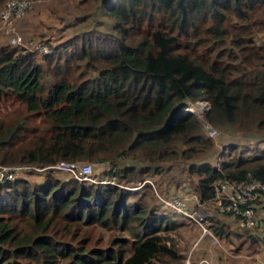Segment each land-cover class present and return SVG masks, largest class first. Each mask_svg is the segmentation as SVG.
Listing matches in <instances>:
<instances>
[{
	"label": "trees",
	"instance_id": "1",
	"mask_svg": "<svg viewBox=\"0 0 264 264\" xmlns=\"http://www.w3.org/2000/svg\"><path fill=\"white\" fill-rule=\"evenodd\" d=\"M258 7L264 9V0H100L103 14L113 21L109 32L82 34L79 42L70 40L43 55V62L0 45V94L11 93L25 113L0 118V166L106 163L110 176L125 177L183 160L195 176L190 191L199 201L212 199L217 180L264 181V136H258L264 135L259 133L264 129V69L232 78L215 63L205 65L192 53L193 45L183 44L198 30L216 44L226 34L227 13L244 19ZM234 40L236 45L228 40L229 47L242 49ZM219 49L226 47H216L217 55L225 53ZM80 63L82 70L74 74ZM83 69L90 75L79 77ZM198 100L209 105L208 122L255 132L256 153H236L217 165L205 160L213 142L201 132L197 117L184 110L187 102ZM31 117L41 132L25 138ZM24 172L0 182V264H13L14 258L51 264L57 256L66 258L65 264H148L157 255L179 257L173 246L160 244L159 221L145 220L142 206L130 204L112 187L78 182L69 174L59 180L47 173L29 182ZM215 211L208 216L209 229L228 238L232 228L217 215L227 213ZM56 213L81 223H145L126 255L122 238L84 252L69 243L55 244L46 234L47 221ZM14 215L27 220L26 230L12 220ZM239 233L250 243L257 240L247 229Z\"/></svg>",
	"mask_w": 264,
	"mask_h": 264
},
{
	"label": "rangeland",
	"instance_id": "2",
	"mask_svg": "<svg viewBox=\"0 0 264 264\" xmlns=\"http://www.w3.org/2000/svg\"><path fill=\"white\" fill-rule=\"evenodd\" d=\"M5 1L0 2V10L3 8ZM30 2V8L22 15L12 19L8 24L0 20V45H6L15 50L16 53L30 52L37 62L45 61L43 60V55H51L55 52V48L68 43L70 40L79 42L78 37L82 34L91 32V35H93L96 32H109L113 23L111 17L103 14L100 8V0H30ZM222 24L226 34L223 36L224 39L218 41L216 44L210 40L209 33L200 30L196 31L194 35L186 37L183 40V44L193 45V49H191L192 53L201 58L205 65L215 63L217 68L222 69L232 78L238 77L240 74L248 75L251 72L264 69V9L260 7L255 8L244 19L227 13L226 19H224ZM14 37H16V41L13 42L11 40ZM234 39L238 41L237 43L240 46L242 45V49L229 47L228 40L236 45ZM38 43H44L48 46L49 50L46 53L37 52L34 46ZM220 46L226 47V49H219L226 54L222 52L219 55L216 54L215 49L216 47L220 48ZM70 48L67 47V49ZM82 65L80 63L79 66L74 67V74L82 70L80 68ZM81 72L83 75L79 77L90 75L87 69H83ZM23 110L24 106L11 93L5 91L0 94V118L2 121H8L15 116H25ZM196 119L199 121L201 132L206 135V131L202 126L203 121L199 118ZM210 125L216 130V135L210 138L213 146L209 150L205 160L212 165H217L219 160L227 159L236 153H240L241 155L256 153L253 149L255 144L252 142L258 136H264H255V132L247 129L242 130L235 125H215L211 122ZM25 127L27 130L23 135L25 138L30 137L31 133L41 132L39 130L41 127L40 123L34 117L29 118ZM263 130H260L259 133L264 132ZM260 144H262V141H260ZM229 146L232 148L230 149ZM186 162L183 160L170 163L163 162L160 164L161 168L159 171H155L154 167H149L144 172H135L125 177L110 176L107 171L111 168L106 163L88 162L91 165L90 176L92 178H109L113 180L114 184L106 185L94 184L88 181H77L85 182V184L112 187L118 194L125 195L126 201L130 204L142 206L140 216H144L145 220L155 219L153 215L158 214L160 216L161 208L156 204L153 196L154 191L163 196H172L179 193L186 195L191 190L190 188H192L195 176L187 173L185 168ZM130 163L128 161L125 164L131 165ZM10 165L17 166L20 164ZM134 166L137 171V163ZM47 173H50L51 176L59 180H64L68 177L66 171L60 168L51 167L47 169L36 166L30 167L21 176H24L27 181L32 182L34 180H42ZM19 175L17 173L15 177ZM5 180L7 179L4 176L0 177V182H4ZM204 207L209 215L216 212L212 204H205ZM258 209L259 216L258 214L256 216L259 219H257L256 225L247 229L248 232L252 231L261 236H257L258 242L250 243L245 235L239 233L241 237H244V241L240 247L230 250L231 254L226 258L217 260V264L222 261H230L234 264H255L258 259H264V204L256 205L255 211ZM57 214L51 215L47 221L44 229L46 234L56 242L55 244L69 243V245H73L84 252L92 247L112 246L113 239L122 238L125 239V243H121V248L123 249V254L126 255L130 250V242L133 240L134 233L139 232L142 228V223H145L138 224V220H128L123 223L124 225L110 221H106L104 225H99L94 222L81 223L80 221L61 218ZM180 219L179 222L181 224L185 223L186 226L182 225V227L177 229V225L172 223V221L163 224L160 220L158 231L156 232L159 235L160 244L173 246L179 257L171 260L166 255H157L151 258L148 264L183 263L187 250L198 236V233H200V229L190 221L183 220L181 217ZM220 219L224 220L222 216ZM12 220L18 227L25 228V230L28 228L27 220L24 217L14 215ZM155 220L158 222V219ZM228 221L229 219H226L225 224ZM209 222V217H206L205 226L208 229ZM234 222L236 223L235 220ZM232 223L233 221H231L229 227ZM238 229L240 228L236 227V229H232L233 234H230L226 238L229 244H232L231 247L237 245L243 239L240 238V235H235ZM209 232L212 233L210 229ZM184 233L186 235H183ZM259 238L263 241H259ZM66 260V258L57 256L56 260L51 264H65ZM12 263L34 264L31 258H14Z\"/></svg>",
	"mask_w": 264,
	"mask_h": 264
},
{
	"label": "built area",
	"instance_id": "3",
	"mask_svg": "<svg viewBox=\"0 0 264 264\" xmlns=\"http://www.w3.org/2000/svg\"><path fill=\"white\" fill-rule=\"evenodd\" d=\"M30 6V0H6L3 8L0 10V20L8 24L12 19L22 15ZM11 41H16V37ZM34 48L39 53H46L49 50L48 46L44 43L35 44ZM189 103L191 104L189 105ZM208 108L209 105L206 101L198 100L187 102L184 110L187 113L195 114L197 118L203 121L202 126L206 131V135L211 138L216 135V130L205 119V113L208 111ZM30 167L32 166H0V177L4 176L5 179H10L17 173L24 172ZM51 167L66 171L67 174L78 181H88L94 184H114L113 180L109 178H97L98 180L92 178L90 176L91 165L88 162L59 161ZM153 196L156 204L161 208L160 216L155 214L153 215L154 218H158L163 224L169 223V221L177 224L181 220V217L183 220H188L195 224L200 229V236L195 238L191 243L182 264H214L207 256H193V250H195L202 235H207L209 242H213L216 239L215 235L210 233L208 227L205 226L206 217H208L209 213L203 208L204 201H199L195 195L187 194L163 196L154 191ZM212 200L214 201V208L217 211L230 214L235 218L238 228H251L256 224L258 219L255 207L264 201V181L251 177L238 181L217 180L213 185ZM218 264L234 263L222 261ZM255 264H264V259H258Z\"/></svg>",
	"mask_w": 264,
	"mask_h": 264
},
{
	"label": "crops",
	"instance_id": "4",
	"mask_svg": "<svg viewBox=\"0 0 264 264\" xmlns=\"http://www.w3.org/2000/svg\"><path fill=\"white\" fill-rule=\"evenodd\" d=\"M187 195H195V194L192 191L189 190ZM205 204L206 205L212 204V206L214 208V201L212 199L209 200V201H204L203 206H205ZM260 204H264V203H260ZM256 214H258V216H259V209L256 211ZM217 215H218V217L222 216L224 218V220H222L223 222H225L226 219H229V221L226 222L228 225H230L231 221H233L231 226L234 227V228H232L231 226L230 227L232 229H236L237 225L234 222L235 218H233L230 214L222 215V214L218 213ZM155 219H158V218L155 217ZM258 219H259V217H258ZM158 221H160V220L158 219ZM176 225H177L176 226L177 229L182 227V225L186 226L185 223L181 224V222H178ZM235 225H236V227H235ZM187 226H189V225H187ZM198 229H199V227H198ZM242 229H243V232H246V229H250V228H246V229L242 228ZM254 234H255V236H258V234H256V233H254ZM183 235H186V234L184 233ZM199 236L200 235L198 233L197 237H199ZM262 236H263V234H262ZM258 237H261V236H258ZM215 238H216L215 241L209 242L208 236L207 235H202L198 245L196 246L195 250H193V256L204 255V256L209 257L214 264H217V260H220V259L228 257L231 254L230 250H235V249L239 248L241 243L244 241V237L240 236V238H243V239H241L237 245H234L233 247H231L232 244H229V242L226 240V238L217 237V236H215ZM259 241H263V240L260 239ZM255 242H258V239L255 240ZM255 242H253V243H255Z\"/></svg>",
	"mask_w": 264,
	"mask_h": 264
},
{
	"label": "clouds",
	"instance_id": "5",
	"mask_svg": "<svg viewBox=\"0 0 264 264\" xmlns=\"http://www.w3.org/2000/svg\"><path fill=\"white\" fill-rule=\"evenodd\" d=\"M191 114V113H190ZM213 234V233H212ZM214 235V234H213Z\"/></svg>",
	"mask_w": 264,
	"mask_h": 264
}]
</instances>
